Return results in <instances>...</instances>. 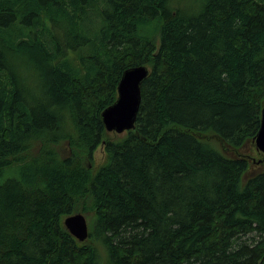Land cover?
Masks as SVG:
<instances>
[{
	"label": "trees",
	"instance_id": "obj_1",
	"mask_svg": "<svg viewBox=\"0 0 264 264\" xmlns=\"http://www.w3.org/2000/svg\"><path fill=\"white\" fill-rule=\"evenodd\" d=\"M263 106L264 0H0V264H264V167L214 143L254 141Z\"/></svg>",
	"mask_w": 264,
	"mask_h": 264
},
{
	"label": "water",
	"instance_id": "obj_2",
	"mask_svg": "<svg viewBox=\"0 0 264 264\" xmlns=\"http://www.w3.org/2000/svg\"><path fill=\"white\" fill-rule=\"evenodd\" d=\"M150 68L147 65H137L127 68L118 83L116 100L106 107L101 118L108 132L124 133L136 127V121L141 105V85L148 77ZM258 150L264 153V106L262 108L261 124L254 139ZM65 226L78 240L89 238V224L83 213H75L65 218Z\"/></svg>",
	"mask_w": 264,
	"mask_h": 264
},
{
	"label": "rangeland",
	"instance_id": "obj_3",
	"mask_svg": "<svg viewBox=\"0 0 264 264\" xmlns=\"http://www.w3.org/2000/svg\"><path fill=\"white\" fill-rule=\"evenodd\" d=\"M124 134L125 132L124 133L110 132V135L113 138H118L119 136H123ZM214 143L218 148L222 149L229 156H234V157L243 156L248 158L250 161V167L248 169L249 171L246 173L247 176L253 175L258 170L263 169L264 167L263 162H258L257 160L261 158L264 159V153L257 149L256 144L253 140H248L242 147L238 149L232 147L225 148L219 140L215 141ZM66 153H67V148L66 150H64V154ZM106 158H107V152L105 150V145L101 144L95 151L94 160L90 165L94 166L95 168H98L102 163L105 162ZM253 158H255V160ZM246 175L245 177H247ZM85 216L87 217L89 223L88 214H85Z\"/></svg>",
	"mask_w": 264,
	"mask_h": 264
},
{
	"label": "bare ground",
	"instance_id": "obj_4",
	"mask_svg": "<svg viewBox=\"0 0 264 264\" xmlns=\"http://www.w3.org/2000/svg\"><path fill=\"white\" fill-rule=\"evenodd\" d=\"M89 224V223H88Z\"/></svg>",
	"mask_w": 264,
	"mask_h": 264
}]
</instances>
